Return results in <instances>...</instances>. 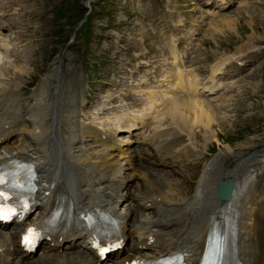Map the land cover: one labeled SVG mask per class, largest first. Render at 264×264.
<instances>
[{
	"label": "bare ground",
	"instance_id": "bare-ground-1",
	"mask_svg": "<svg viewBox=\"0 0 264 264\" xmlns=\"http://www.w3.org/2000/svg\"><path fill=\"white\" fill-rule=\"evenodd\" d=\"M28 15H29V12L27 13L26 18L28 17ZM20 17H21V15L19 13L13 17L6 18L5 23L0 22V27H2L4 25H7L8 27H15L16 19H18ZM224 24L227 25V21H224ZM24 28L27 32L31 28V23L28 24V22H25ZM22 36L27 37L30 35H28V34L23 35L22 34ZM32 46L33 45L31 44L30 47H32ZM26 48H28L27 45H26ZM246 57L247 58L253 57V53H251V52L247 53ZM3 90H4V88H0V92ZM201 106H202V104L200 102L190 101L188 99L176 100L169 105L168 113H170V112L171 113H173V112L178 113V110H175V109H177L179 107L180 108L186 107V109L188 111L192 110L195 113V115L197 116V118L203 120L204 122H201V125L206 127L208 124H210L212 121H214L213 120L214 112H212V110H211L212 108L205 107V109H204ZM199 107H200V109H199ZM27 121H29L28 124H32V121L30 119H28ZM37 128H39V133H40V131L42 133L43 143L52 147L51 136L53 135L56 137L57 131H55V130L53 131L50 127H48L46 122L43 121V118L41 121L38 122L37 126L33 127V129L30 130L29 133L32 135H35L33 138H36L37 134H39V133H37V130H36ZM21 130L26 131L27 128L25 126H23V128H21ZM63 176H64V173L59 174V177H63ZM202 180H204V178H202ZM244 199H245L244 195H242V194L238 195L236 192L234 194V197L232 198V200H230L229 202L224 203L222 206L218 207V211H213V213H214L213 217L224 216L227 220H229L231 222V224L235 227L236 233L238 235L236 253L231 255V256H226L225 260L223 261V264H235L234 262H235L236 258L239 261H242L243 264H264V229L260 233V237L263 239V247H262L261 251L257 252L253 249V247H248L245 244V239L240 233V230H243V228H244L242 218H237L234 216L235 214H237V207L238 208L243 207V205L245 203ZM167 203H169V202H167ZM232 205H235V211L232 215H230L227 212V210H229ZM215 207H217V206H215ZM193 216L197 217V215H193ZM184 217H185V214L183 215L182 218H184ZM182 218H180V219H182ZM210 218H211L210 216H207L206 219H204L200 222L198 227H193L189 224H184V225L180 224L179 228H176L175 222H172V221L163 222V221H161V238H160V240L154 241V243L159 242L160 247L155 249L154 243H153V245L151 244V245L145 246V244H142L140 247L123 248L121 251H118L116 254H114L113 256H111L110 258L106 259L103 262H107V264H120V262L123 259L132 256L134 253H138L141 255L152 254L155 256H160V255H162V246H166V248L168 250L171 248H173V249H179V248L185 249L186 250L185 251V258L192 259L194 256L196 257L198 255V251H200L202 246H203V241H204L203 229L209 223ZM245 234L246 233H244V235ZM195 251H196V253H194ZM11 255L12 256L10 258V263H8L7 261H1L0 260V264H11V263L16 264L19 259L24 258V255L22 253H20L18 250H15V252H13ZM77 257L80 258V260L78 262H76L78 264H98L94 260V258L87 253V251L85 252V254L79 253V254L75 255V258H77ZM61 258H62V261L70 260V258L68 256H62ZM52 259L54 260L55 257L53 256ZM59 262H61V261H59ZM103 262H100L99 264H102ZM28 264H30V263L28 262ZM35 264H40V261L39 260L35 261Z\"/></svg>",
	"mask_w": 264,
	"mask_h": 264
},
{
	"label": "rangeland",
	"instance_id": "rangeland-1",
	"mask_svg": "<svg viewBox=\"0 0 264 264\" xmlns=\"http://www.w3.org/2000/svg\"><path fill=\"white\" fill-rule=\"evenodd\" d=\"M243 21V20H242ZM241 21V22H242ZM99 22L100 21H98L96 24H99ZM242 24V26L245 28L247 25L245 24V23H241ZM98 30V28L95 26L94 27V33L96 32ZM54 38H49L48 40H47V44H46V47H47V49H49V48H51V45H52V43L54 42ZM53 60H57L58 62H60L61 60H63V59H66V57H63V55H62V53H59V54H56L55 55V57H53L52 58ZM50 62V61H49ZM64 67H68V63L66 62V63H64ZM261 73H259V75H260ZM76 81L77 82H80L81 81V76H77V78H76ZM243 125L245 126L244 128L245 129H247V132L250 130V127H248L249 125H251V124H249L245 119H244V121H243ZM222 132H224V136H227V135H231V138H233V141H234V143H236V142H240V139H243V138H241V136H240V133H239V131H231L230 132V130H224L223 128H222ZM223 134V133H222ZM224 138H226V137H224ZM233 143H231V145H232Z\"/></svg>",
	"mask_w": 264,
	"mask_h": 264
},
{
	"label": "snow or ice",
	"instance_id": "snow-or-ice-1",
	"mask_svg": "<svg viewBox=\"0 0 264 264\" xmlns=\"http://www.w3.org/2000/svg\"><path fill=\"white\" fill-rule=\"evenodd\" d=\"M0 183H3V179L2 178H0ZM0 197H4L5 199L7 198L6 197V194L3 192V191H0ZM10 211H14V209L13 210H10ZM4 216H6V213L3 211V209L2 208H0V217H4ZM34 230L33 229H28V234L25 236V242L26 243H28V242H30L31 241V238L34 236Z\"/></svg>",
	"mask_w": 264,
	"mask_h": 264
}]
</instances>
